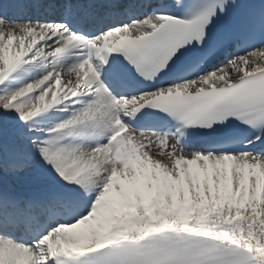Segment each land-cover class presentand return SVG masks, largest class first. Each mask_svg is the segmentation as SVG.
I'll return each instance as SVG.
<instances>
[{"label": "snow or ice", "instance_id": "6c2138e0", "mask_svg": "<svg viewBox=\"0 0 264 264\" xmlns=\"http://www.w3.org/2000/svg\"><path fill=\"white\" fill-rule=\"evenodd\" d=\"M0 264H264V0H0Z\"/></svg>", "mask_w": 264, "mask_h": 264}]
</instances>
